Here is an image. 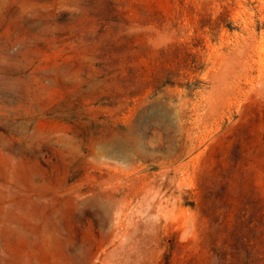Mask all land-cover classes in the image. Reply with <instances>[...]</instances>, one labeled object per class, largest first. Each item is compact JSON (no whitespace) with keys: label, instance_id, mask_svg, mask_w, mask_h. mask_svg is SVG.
<instances>
[{"label":"rangeland","instance_id":"374dc122","mask_svg":"<svg viewBox=\"0 0 264 264\" xmlns=\"http://www.w3.org/2000/svg\"><path fill=\"white\" fill-rule=\"evenodd\" d=\"M0 264H264V0H0Z\"/></svg>","mask_w":264,"mask_h":264}]
</instances>
